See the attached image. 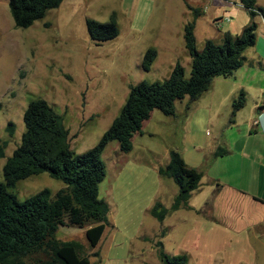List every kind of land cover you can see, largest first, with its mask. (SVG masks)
Returning a JSON list of instances; mask_svg holds the SVG:
<instances>
[{
  "label": "rangeland",
  "instance_id": "1",
  "mask_svg": "<svg viewBox=\"0 0 264 264\" xmlns=\"http://www.w3.org/2000/svg\"><path fill=\"white\" fill-rule=\"evenodd\" d=\"M256 5L264 8V0ZM9 10L7 0H0V145L8 144L0 159V182L6 159L20 143L22 116L30 101L42 99L60 114L70 149L83 154L99 143L131 86L166 80L176 63L189 78L191 60L183 39L187 23L195 21L196 49L201 51L206 41L220 44L223 33L239 35L251 22L239 0H63L58 9L27 29L14 27ZM193 10L201 14L194 18ZM112 13L119 25L118 37L92 42L86 20L105 23ZM263 21L262 16L253 19L256 43L244 51L243 66L232 78H214L209 88H234V99L244 91L245 108L237 120L233 118L237 124L229 122L226 103L209 101L206 92L192 103L187 97L175 102L174 116L154 110L141 133L133 136L131 152H120L113 141L102 153L105 178L98 198L108 204L110 225L98 246H89L86 228L61 226L57 240L80 243L90 264H161L158 241L169 256L187 255L188 264H264V238L234 236L209 221L218 189L215 179L222 169L221 160L214 163V153L225 150V170L240 172V155L230 151L239 149L234 142L240 145L247 139L248 125L259 120V107L264 106V58L254 50L263 45ZM149 48L157 51V58L144 71L142 57ZM220 82L225 86L221 88ZM9 123L14 125L12 136L7 132ZM172 150L188 167L201 172L202 179L188 202L190 210L170 212L159 223L150 209L156 202L170 208L178 193L172 180L158 175ZM254 171L264 176V163L255 164ZM62 187V182L42 173L17 182L11 191L22 202L44 189L54 195Z\"/></svg>",
  "mask_w": 264,
  "mask_h": 264
},
{
  "label": "trees",
  "instance_id": "2",
  "mask_svg": "<svg viewBox=\"0 0 264 264\" xmlns=\"http://www.w3.org/2000/svg\"><path fill=\"white\" fill-rule=\"evenodd\" d=\"M257 0H239L249 13L251 22L239 35L222 34L221 43L206 41L201 51L196 49L195 21L184 27V46L190 57V75L184 77V69L176 63L169 77L162 82L142 81L129 89L128 96L119 114L92 149L75 154L70 149L69 132L63 118L48 103L35 99L28 103L22 120L24 132L20 143L3 166V182H0V264H90L84 247L75 241H60L56 232L61 226L85 230L89 246L94 249L103 239L108 221V204L98 198V188L105 178L102 153L110 142H117L122 153L132 151V138L141 133L142 124L154 110L165 116L175 115V102L188 98L197 101L206 92L214 78H228L244 63L243 53L255 46L256 25L254 17H264V8ZM63 0H7L15 28L27 29L43 19L48 11L58 9ZM194 18L199 10H193ZM90 40L96 44L118 37L119 28L115 13L108 22L86 20ZM157 58L153 48L146 50L141 67L149 71ZM245 93L240 91L232 101L230 123L245 106ZM13 135L14 125L7 127ZM6 142L0 145V159L5 156ZM225 150L218 149L213 159L223 157ZM168 163L158 168L159 177L170 179L178 187V193L170 208L156 202L150 216L162 223L170 212L190 210L188 202L202 179V173L186 165L177 151L169 152ZM46 173L62 182L63 187L54 195L47 189L19 202L11 191L17 182ZM162 237V235H161ZM158 248L161 264H188L185 254L169 256ZM43 255L45 259H35Z\"/></svg>",
  "mask_w": 264,
  "mask_h": 264
},
{
  "label": "crops",
  "instance_id": "3",
  "mask_svg": "<svg viewBox=\"0 0 264 264\" xmlns=\"http://www.w3.org/2000/svg\"><path fill=\"white\" fill-rule=\"evenodd\" d=\"M226 3L223 2V4ZM262 42L263 45L254 50H256L255 54L257 56L264 58V40ZM219 86L222 88L225 83L220 82ZM233 89H229V91H222L221 89L210 91L208 89L206 93L209 94V101H216L219 105L226 103V110L228 109L227 111L231 112V104L234 99ZM259 109V120L255 119L251 126L248 125L247 139L240 145L238 141L234 142V144L237 143L235 147L238 146L239 149L232 148L230 151L233 154L240 155L239 159L243 162V168L240 172L235 174L234 171L225 170L226 165L224 166V164L227 161L223 163V160L226 157L214 159L215 164L218 160H221L222 169L220 176L215 179L218 182L216 185L218 189L210 205L209 221L231 235L252 234L256 239L261 240L264 238V176L255 171L253 172L255 164L260 161L264 163V106L259 107ZM241 110L237 112L236 120ZM236 120L233 121V125L237 124ZM253 128L255 130L251 134ZM245 167H247V170ZM204 205H201L199 209H202ZM189 207L191 206L189 205ZM194 209L198 210L195 207Z\"/></svg>",
  "mask_w": 264,
  "mask_h": 264
},
{
  "label": "built area",
  "instance_id": "4",
  "mask_svg": "<svg viewBox=\"0 0 264 264\" xmlns=\"http://www.w3.org/2000/svg\"><path fill=\"white\" fill-rule=\"evenodd\" d=\"M226 20H228V19H226Z\"/></svg>",
  "mask_w": 264,
  "mask_h": 264
}]
</instances>
